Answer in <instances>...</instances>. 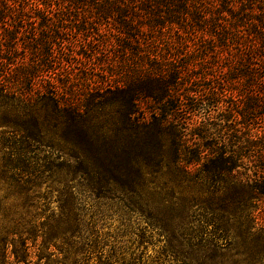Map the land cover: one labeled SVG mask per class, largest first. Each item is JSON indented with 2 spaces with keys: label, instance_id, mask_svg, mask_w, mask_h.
Listing matches in <instances>:
<instances>
[{
  "label": "trees",
  "instance_id": "obj_1",
  "mask_svg": "<svg viewBox=\"0 0 264 264\" xmlns=\"http://www.w3.org/2000/svg\"><path fill=\"white\" fill-rule=\"evenodd\" d=\"M75 44H94L90 60L116 56L117 76L69 92L55 66L69 61ZM97 110L108 116L104 139L124 155L107 160L113 176L136 182L140 170H177L199 186L208 220L226 238L233 204L254 228L264 164L250 173L243 157L264 154V0H0V127L8 128L0 151L11 157V177L23 180L16 169L32 131L54 132L68 153L83 150ZM244 184L251 192L233 200ZM26 240L12 262L1 247V262L32 264ZM75 243L88 263L94 246Z\"/></svg>",
  "mask_w": 264,
  "mask_h": 264
},
{
  "label": "rangeland",
  "instance_id": "obj_2",
  "mask_svg": "<svg viewBox=\"0 0 264 264\" xmlns=\"http://www.w3.org/2000/svg\"><path fill=\"white\" fill-rule=\"evenodd\" d=\"M92 47L70 46L73 59L69 56L70 62L55 66L58 83L69 92L70 88L83 92L89 80L103 82L117 76L118 58L105 53L90 60L86 56ZM88 119L82 142L89 136L92 142L83 150L70 147V155L54 132L32 131L36 141L22 151L19 166L14 161L22 181L11 177V157L0 151V254L6 247V261L14 260L15 247L27 239L32 264H264V196L257 201L256 229L241 206L233 204L226 238L208 220L199 186L188 184L177 170H140L136 182L131 181L132 174L113 176L107 160L112 154L124 155L104 139L103 134L110 132L108 116L97 110ZM74 137L71 133L70 139ZM106 150L112 153L107 155ZM259 157H243L250 173L255 164H264V154ZM111 161L114 166L115 160ZM244 185L233 188V200L251 192V186ZM75 241L77 246H94L85 252L88 263L76 257Z\"/></svg>",
  "mask_w": 264,
  "mask_h": 264
}]
</instances>
